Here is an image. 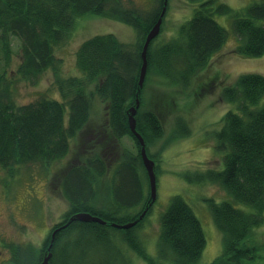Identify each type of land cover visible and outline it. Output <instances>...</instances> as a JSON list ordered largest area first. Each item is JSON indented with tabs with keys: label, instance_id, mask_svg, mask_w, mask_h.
<instances>
[{
	"label": "trees",
	"instance_id": "obj_1",
	"mask_svg": "<svg viewBox=\"0 0 264 264\" xmlns=\"http://www.w3.org/2000/svg\"><path fill=\"white\" fill-rule=\"evenodd\" d=\"M169 1L165 5L166 0H154L148 12L140 10L133 0H0V168L13 177L20 167L38 163L47 168L72 152L78 157L56 178H62V183L57 180V187L69 209L58 225L61 230L50 251L53 254L50 264H67L60 261V243L68 244L76 233L105 227L122 229L113 224L132 222L137 224L127 230L130 246L147 263L155 264L140 241L130 235L143 225L152 209V190L142 147L129 124L131 109L140 102L135 117L137 132L145 139L152 160L148 146L163 137L165 119L157 112L142 111L151 74L175 77L180 73L188 86L189 79L206 69L230 40L227 30L215 20L216 14L232 20L237 42L235 54L245 58L264 56V0L240 11L217 0H188L200 3L199 7L167 42L154 46L155 39L151 43L147 76L141 88L142 49L164 8L167 12ZM89 15L129 25L137 32V43H123L111 33L86 40L77 51V75L64 77L63 60L57 55V48L69 39L76 20ZM15 58L19 60L15 73L27 83L37 84L45 73L53 72L59 98L44 95L29 104H18L13 72L9 71ZM219 79L217 76L207 79L211 86L208 92L214 91L213 81L221 92ZM170 80L175 83L174 79ZM236 80L221 96L234 109L219 120L221 128L214 137L215 149L223 155L224 168L208 169L202 179L218 184L231 197L221 203L209 202L224 241L223 252L214 264H255L258 247L246 244L245 240L264 221V102L260 104L264 99V74L246 73L238 75ZM100 105L106 112L104 123H100L103 118ZM83 136L93 137L85 148L94 154L92 157L83 151H73L82 149ZM126 137L135 142L136 155L127 151L122 154L124 160L115 175L120 181L115 193L120 196L113 207L114 212L138 210L116 221L113 213L98 210L90 202L95 200V186L100 187L111 166L100 157V152L113 145L124 149L122 142ZM239 204L253 210L246 212ZM79 213L100 217L106 224L78 221L70 224L71 218ZM65 225L68 226L63 228ZM50 245L51 240L38 251L37 261L32 264L42 263ZM206 245L203 227L193 209L180 195L173 197L161 219L160 258L169 259L168 264H200ZM13 251L14 264H28L22 260L21 249Z\"/></svg>",
	"mask_w": 264,
	"mask_h": 264
},
{
	"label": "rangeland",
	"instance_id": "obj_2",
	"mask_svg": "<svg viewBox=\"0 0 264 264\" xmlns=\"http://www.w3.org/2000/svg\"><path fill=\"white\" fill-rule=\"evenodd\" d=\"M133 1L140 10L148 12L154 5V0ZM217 1L240 11L259 0ZM199 5L200 3L188 0H170L164 18L163 32L156 38L154 46L167 42L176 35L179 27L192 18L194 10ZM214 18L227 30L230 40L214 55L209 66L190 78L188 86L184 84L185 79L180 73L175 77L151 74V82L144 94L146 100L142 111L161 114L165 119V130L161 139L148 146L149 155L155 162L157 170L156 200L149 216L145 219L142 216L143 225L130 235L132 239L140 241L144 252L153 258L155 264L170 262L169 259L163 260L158 254L159 238L162 215L168 210L172 198L177 195L193 209L203 227L207 245L200 264H214L224 248L223 233L213 219L209 202L221 203L229 201L231 197L218 184L208 183L202 179L208 169L224 168L223 155L215 149L214 140L215 134L221 128L219 120L226 112L234 109L221 98L224 89L233 86L238 75L246 73L263 75L264 56L245 58L235 54L234 47L237 42L232 31L231 18L219 14ZM110 33L123 43L130 45L137 43V32L129 25L94 15L78 18L69 39L57 48V55L63 60L61 71L63 76L68 78L77 75V51L86 40ZM17 59H14L9 71L13 72L11 76L15 81V98L18 104H29L44 95L52 96L50 97L52 99L59 98L58 89L53 83V72L45 73L37 84L27 83L15 73L19 65ZM215 76L222 82L219 85L221 92L214 86L215 81L212 82L214 91L208 92L211 86L206 83L207 79L212 80ZM170 79H174L175 83H171ZM204 81L205 84L199 85ZM263 102L264 99L260 104ZM100 107L103 115L100 123L101 121L104 123L106 112L104 106ZM92 139V136H83L82 149L73 151H83L85 154L88 150L85 149L86 145L90 144ZM122 143L124 149H117L116 145H113L104 153L100 152V157L111 166L100 187L98 184L95 186V200L90 202V205L98 210L107 214L113 213L116 221H122L127 215L135 214L138 210L134 208L114 212L113 205L118 203L117 196H120L119 193H115V189L120 185L115 175L124 160L122 154L127 151L133 156L136 155L137 149L135 142L130 138L126 137ZM87 155L92 157L94 154L89 151L86 152ZM73 159L76 160L78 157L72 152L66 159L57 161L47 168L38 163L20 167L13 177L0 168V264H14L15 248L17 251L21 249L22 260L28 264L37 261L38 251L46 245L47 239H51L54 227L61 224L64 220L63 215L69 209V203L57 187V180L62 183V178H56ZM141 172L144 183L148 186L144 170ZM238 207L246 212L253 210L252 207L241 204ZM98 230L78 232L68 244L60 243L59 253L62 254L60 261L65 260L67 264H149L130 246L127 230L111 227ZM245 242L258 247L259 258L255 264H264V221L262 225L252 230Z\"/></svg>",
	"mask_w": 264,
	"mask_h": 264
},
{
	"label": "water",
	"instance_id": "obj_3",
	"mask_svg": "<svg viewBox=\"0 0 264 264\" xmlns=\"http://www.w3.org/2000/svg\"><path fill=\"white\" fill-rule=\"evenodd\" d=\"M167 4V0L165 2V5ZM166 13V8H164L163 13L160 17V19L158 20V22L156 23V25L152 28V30L148 33L143 49H142V68H141V73H140V87L142 88L147 76V71H148V52H149V48L151 43L160 35L161 32V27H162V23H163V18L165 16ZM140 106V102L137 101V105L136 108H132L131 109V113L129 116V124H130V128L132 133L137 137V139L139 140L140 144H141V154H142V158H143V162L145 165V168L147 170L148 173V177H149V182H150V186H151V190H152V203L151 205H153V203L156 200V191H157V174H156V164L153 160H151L147 154V148H146V141L145 139L141 136V134H139L137 132V121H136V115H137V109ZM146 213H144L142 216H145ZM140 217V219H142L143 217ZM74 221H78V222H84V223H91V222H97L100 224H106L105 221H103L100 217L97 216H93L90 213H79L76 214L74 217L71 218L70 220V224ZM68 223V224H69ZM137 224V222H132L129 224H125V225H119V224H113L115 227L118 228H122V229H131L132 227H134ZM68 225H65L63 228H66ZM62 228V229H63ZM61 230V228L55 230L52 234V238H51V245L49 246V254H47L44 257V260L42 261L41 264H50L51 258L53 256L52 253H50L53 243L55 241L56 238V234Z\"/></svg>",
	"mask_w": 264,
	"mask_h": 264
},
{
	"label": "flooded vegetation",
	"instance_id": "obj_4",
	"mask_svg": "<svg viewBox=\"0 0 264 264\" xmlns=\"http://www.w3.org/2000/svg\"><path fill=\"white\" fill-rule=\"evenodd\" d=\"M58 228H60L58 225L56 226V227H54V230H56V229H58ZM59 233V232H58ZM51 240V239H50ZM50 240H49V242H50ZM48 241L46 242V245L49 243Z\"/></svg>",
	"mask_w": 264,
	"mask_h": 264
}]
</instances>
